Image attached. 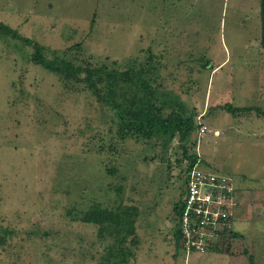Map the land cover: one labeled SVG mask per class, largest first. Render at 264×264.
Returning <instances> with one entry per match:
<instances>
[{
    "label": "rangeland",
    "instance_id": "374dc122",
    "mask_svg": "<svg viewBox=\"0 0 264 264\" xmlns=\"http://www.w3.org/2000/svg\"><path fill=\"white\" fill-rule=\"evenodd\" d=\"M258 7L259 0H0V22L43 46L48 60L66 52L78 65L114 61L124 69L150 47L163 65L159 82L184 116L208 129L191 134L188 154L233 189L230 226L215 248L178 249L172 208L188 166L178 136L168 147L118 140L111 112L88 92L32 63L31 46L0 39V227L13 231L0 264H99L109 240L79 219L96 205L137 209L130 264H264V117L208 114L223 104L264 109Z\"/></svg>",
    "mask_w": 264,
    "mask_h": 264
},
{
    "label": "trees",
    "instance_id": "16d2710c",
    "mask_svg": "<svg viewBox=\"0 0 264 264\" xmlns=\"http://www.w3.org/2000/svg\"><path fill=\"white\" fill-rule=\"evenodd\" d=\"M259 17L261 21L259 48L264 49V0H260ZM93 20L91 21L92 24ZM0 39H10L20 45L31 46L33 53L30 61L45 71L55 75L64 87L76 88L88 92L106 112H111V124L115 128L114 135L120 141L127 139L144 140L146 144L160 143L168 147L176 136L179 138V148L182 150V159L188 161L183 179V190L178 200L173 204L172 213L175 225L173 239L175 246L183 247V240L178 221L182 211V197L185 193V182L189 171L196 164L200 166V157L188 154L186 142L191 134L199 127L194 125L193 116H184L185 112L179 98L171 90H167L160 82V70L163 65L160 58L151 54L138 62L129 61L124 69H119L116 62L93 65L85 62L78 65L62 53L54 55L48 60L43 55V46L39 43L20 36L19 33L0 22ZM79 49L73 46L70 49ZM78 51V50H76ZM203 70L207 69L208 60L200 58ZM212 70V69H211ZM106 107V108H105ZM221 110L228 114L250 113L264 117V109L256 107H232L231 104L217 105L210 108L209 113ZM110 130V129H109ZM111 131V130H110ZM138 211L133 206H119L114 210L102 208L98 205L89 208L79 219L86 224L97 226L100 240L108 239L104 252L100 256L99 264H130L134 257L133 249L138 245L135 234V221ZM13 235V231L0 227V247L4 246ZM239 235L232 232V237ZM213 249V248H212ZM207 249V251H212ZM206 251V252H207ZM215 252V250H214Z\"/></svg>",
    "mask_w": 264,
    "mask_h": 264
},
{
    "label": "built area",
    "instance_id": "2783aa9c",
    "mask_svg": "<svg viewBox=\"0 0 264 264\" xmlns=\"http://www.w3.org/2000/svg\"><path fill=\"white\" fill-rule=\"evenodd\" d=\"M206 132L207 127L201 125L199 135ZM198 167L193 166L187 175L178 227L183 251L201 254L215 248V239L230 226L233 189L226 177Z\"/></svg>",
    "mask_w": 264,
    "mask_h": 264
},
{
    "label": "crops",
    "instance_id": "0c3cea01",
    "mask_svg": "<svg viewBox=\"0 0 264 264\" xmlns=\"http://www.w3.org/2000/svg\"><path fill=\"white\" fill-rule=\"evenodd\" d=\"M239 4H241V3H239ZM259 10H260V0H259L258 13H259ZM258 13H257V14H258ZM258 17H259V14H258ZM259 19H260V17H259ZM260 26H261V21H260ZM259 36H260V33H259ZM165 42H166V38H165ZM166 44H167V45H171L169 38H168V41H167ZM258 45H259V42H258ZM258 47H259V46H258ZM183 48H184V47H183ZM183 48L181 47L180 49H183ZM170 49H172V48H170Z\"/></svg>",
    "mask_w": 264,
    "mask_h": 264
}]
</instances>
